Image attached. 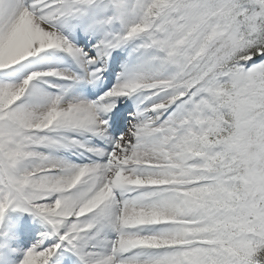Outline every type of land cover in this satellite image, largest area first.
Segmentation results:
<instances>
[{"label":"snow or ice","instance_id":"snow-or-ice-1","mask_svg":"<svg viewBox=\"0 0 264 264\" xmlns=\"http://www.w3.org/2000/svg\"><path fill=\"white\" fill-rule=\"evenodd\" d=\"M9 209L17 264H258L264 0H0Z\"/></svg>","mask_w":264,"mask_h":264},{"label":"rangeland","instance_id":"rangeland-1","mask_svg":"<svg viewBox=\"0 0 264 264\" xmlns=\"http://www.w3.org/2000/svg\"><path fill=\"white\" fill-rule=\"evenodd\" d=\"M15 213H17L18 211H14ZM25 213V212H23ZM23 213H20L17 215V219H20L21 216L23 215ZM11 216H14V215H11ZM30 222L29 223H32V226H29V227H37L38 231L40 232H44L46 229L44 228L45 225L43 223V221L37 217V216H31L30 217ZM17 228H15L14 226H10V227H7L5 229V232L10 235V236H13L15 237V239L11 242V245L13 246V248H20V250H25L26 248L28 249L29 248V245L31 244V241L34 239L32 237H27L25 239H21L17 234H16V231ZM37 231H35V233L33 234V236H35L37 233ZM35 239H38L37 237Z\"/></svg>","mask_w":264,"mask_h":264},{"label":"clouds","instance_id":"clouds-1","mask_svg":"<svg viewBox=\"0 0 264 264\" xmlns=\"http://www.w3.org/2000/svg\"><path fill=\"white\" fill-rule=\"evenodd\" d=\"M231 214L234 216H240L241 209L239 208V206H237L234 209H231ZM226 227L231 229L232 235L230 236V238H233V239L240 237L244 230L242 223H234V224L227 225Z\"/></svg>","mask_w":264,"mask_h":264},{"label":"trees","instance_id":"trees-1","mask_svg":"<svg viewBox=\"0 0 264 264\" xmlns=\"http://www.w3.org/2000/svg\"><path fill=\"white\" fill-rule=\"evenodd\" d=\"M259 260H260V262H264V253H262V255L259 256Z\"/></svg>","mask_w":264,"mask_h":264}]
</instances>
